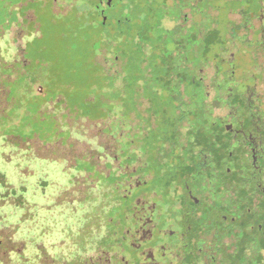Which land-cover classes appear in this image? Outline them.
I'll list each match as a JSON object with an SVG mask.
<instances>
[{
	"label": "rangeland",
	"instance_id": "obj_1",
	"mask_svg": "<svg viewBox=\"0 0 264 264\" xmlns=\"http://www.w3.org/2000/svg\"><path fill=\"white\" fill-rule=\"evenodd\" d=\"M214 1L211 51L239 6ZM163 4L116 0L104 27L96 0H0V264H72L80 253L71 241L94 227L116 179L121 193L147 181L133 196L160 192L162 205H174L180 166L163 144L185 106ZM184 119L185 137L193 120ZM124 166L141 176L126 179Z\"/></svg>",
	"mask_w": 264,
	"mask_h": 264
},
{
	"label": "flooded vegetation",
	"instance_id": "obj_2",
	"mask_svg": "<svg viewBox=\"0 0 264 264\" xmlns=\"http://www.w3.org/2000/svg\"><path fill=\"white\" fill-rule=\"evenodd\" d=\"M231 1L239 6L228 9L229 29L211 51L215 1L164 0L180 69L202 91L199 110L210 115L208 145L176 182L171 208L160 192L133 196L146 181L127 185L124 196L134 204L113 223L93 264H264V0ZM115 2L96 0L102 24Z\"/></svg>",
	"mask_w": 264,
	"mask_h": 264
},
{
	"label": "trees",
	"instance_id": "obj_3",
	"mask_svg": "<svg viewBox=\"0 0 264 264\" xmlns=\"http://www.w3.org/2000/svg\"><path fill=\"white\" fill-rule=\"evenodd\" d=\"M164 10H166L165 7ZM98 18L100 19L99 15ZM101 25L106 27V25L102 23ZM164 32L169 33L168 36H175L174 33L165 31V28H164ZM175 40L176 37L174 39V43ZM176 52H177V48H175V46L173 50H167V53H170L172 62L174 63V69L176 70V72H178L177 76L178 79L180 80V85L182 86V83H184L183 85L184 96L182 97L181 100L183 101L184 106L188 107V109H185V107L178 108V115L180 118L179 125L177 126L174 125V129L172 130L170 137L166 140L163 146L167 145V149L169 150V152H171L172 150L171 153L173 156V161L178 163L180 166L179 169L180 178L176 181L178 182L181 180L182 176L188 173L187 169H189L190 165L194 163L191 161L192 160L194 161L195 158L198 157L196 151L204 150L205 147H207L208 145V138H207L208 130L206 126L210 124V115L208 113H201V110H199L201 109L204 101V98L202 96V91L199 88H197L195 85H193L191 83V80H188L191 78V76L190 75L187 76L185 72H183L180 69V59L176 55ZM184 55L187 57L185 59L186 61L191 62L193 60L190 59V56H192L191 53L187 52ZM183 77H185V80ZM187 115L191 117L193 123L192 124L190 123L188 128V135L184 137L182 132H180V123H184V121H187L186 119H184V117ZM145 145L147 146L148 144ZM162 159H164V157H161L160 161ZM160 161L158 160L159 163ZM66 166L67 165L65 164V167ZM124 169L125 170L120 171V173L126 175V179L128 178L131 179L135 175L139 177L141 176L137 171L136 173L138 174H135L134 176L129 175V171L127 170L128 168L124 166ZM56 173L52 174V178H54ZM142 182L145 181H139L138 183H142ZM171 182L176 183L175 181H171ZM120 184L121 181L116 179L115 182L112 183V185L108 188L109 189L108 193L110 191L111 192L113 191L114 198L113 199L110 198L108 200H106L105 198V200L101 201L104 204H100L97 209L96 208L94 209L96 210L95 216L93 217L95 219L93 220L95 222L94 227L87 229V227L84 226L83 229H85V234L81 233L82 240L79 241V243L78 240L71 241L72 245L75 246L76 251L80 253L77 256L73 257V259L71 260L72 264H93L95 257L102 250H106L107 245L112 239V233L115 231L113 223L116 222L117 220L122 221L123 215L126 214L127 212L129 213L130 207L134 204L133 196L125 197L124 195L126 194V192L121 193ZM61 185L64 186L65 183ZM122 187L125 188L128 186L122 185ZM108 193L104 194V196L106 197ZM124 201L125 202L131 201V203L129 204V206L128 205L125 206L122 204V202ZM83 205L84 206L82 211L84 210L86 212V204L84 203ZM113 211H115L116 213L114 214ZM90 214L91 212L86 213L87 216H90ZM82 221L83 220L79 221V219L78 220L75 219L74 223L71 222V225L68 226L70 227L71 230L76 232L77 227L81 228L83 224ZM64 234L67 239L70 238L68 233H64ZM83 253L85 254L90 253L89 255L94 254V258L91 259L88 257L87 260L83 259V255H84ZM230 262L231 264H240L241 260L239 258H232Z\"/></svg>",
	"mask_w": 264,
	"mask_h": 264
},
{
	"label": "water",
	"instance_id": "obj_4",
	"mask_svg": "<svg viewBox=\"0 0 264 264\" xmlns=\"http://www.w3.org/2000/svg\"><path fill=\"white\" fill-rule=\"evenodd\" d=\"M111 3V0H108V4H110Z\"/></svg>",
	"mask_w": 264,
	"mask_h": 264
}]
</instances>
